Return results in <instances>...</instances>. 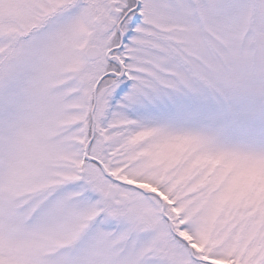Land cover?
Here are the masks:
<instances>
[{"label":"snow or ice","instance_id":"obj_1","mask_svg":"<svg viewBox=\"0 0 264 264\" xmlns=\"http://www.w3.org/2000/svg\"><path fill=\"white\" fill-rule=\"evenodd\" d=\"M0 264H264V0H0Z\"/></svg>","mask_w":264,"mask_h":264}]
</instances>
